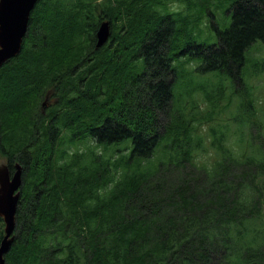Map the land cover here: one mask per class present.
<instances>
[{
	"label": "trees",
	"instance_id": "16d2710c",
	"mask_svg": "<svg viewBox=\"0 0 264 264\" xmlns=\"http://www.w3.org/2000/svg\"><path fill=\"white\" fill-rule=\"evenodd\" d=\"M225 3L230 25L210 12L218 39L197 43ZM103 20L114 47H96ZM31 21L0 71V154L27 173L7 264H264V115L249 102L209 164L193 123L216 116L184 117L173 92L182 57L243 82L264 0H40Z\"/></svg>",
	"mask_w": 264,
	"mask_h": 264
},
{
	"label": "rangeland",
	"instance_id": "374dc122",
	"mask_svg": "<svg viewBox=\"0 0 264 264\" xmlns=\"http://www.w3.org/2000/svg\"><path fill=\"white\" fill-rule=\"evenodd\" d=\"M39 2L40 0H38L37 4ZM229 6V3H225L216 8L212 7V5L207 8L206 17L208 19L196 28L193 35L197 43H215L217 41V32L213 27L212 15L210 12L215 14L220 28L225 29L232 21L230 13L227 12ZM172 8L176 10H185V5L174 3ZM31 24L32 21L30 19L29 27H31ZM29 32L30 28H28V32L24 37L23 44L29 36ZM115 34L116 28L111 25V40L106 46H115L112 40V36ZM246 56L243 82L240 83L232 81V78L224 72L198 71V63L196 61H187L186 57H182L181 60L176 62L179 76L173 85V92L180 104L182 102L181 112L183 116L190 118L191 114L195 113L202 119V117H210L209 115L211 112H214V117L216 116L215 119H206L207 121L199 125L198 122L193 123V125H196V128H198V135L203 138V147L197 149L196 153L198 154V158L209 162V164L216 159L214 156L217 154V150L212 143L214 141V136L221 138V140L226 139L225 143L228 144L239 136L240 131L245 129L246 132L247 119L245 115L250 112L247 106L249 102L252 103L255 109L259 110L260 114L264 115V43L261 41L254 42L247 50ZM7 63L8 61L0 68V71ZM73 75L75 74L71 76ZM70 84L75 86L76 83L73 82ZM78 84H80V82ZM50 90L51 95L49 94L47 98L40 100L41 108H39V110L42 111L43 105L44 113L61 112L64 101L59 97V92H55L56 88L54 86ZM206 92L214 94V98L209 100L208 96L205 97ZM67 94H69V96H76L78 95V90L70 89L66 92V95ZM193 104L195 105L194 109L191 107ZM17 161L18 160L15 162ZM7 164H10L9 160L0 154V166L3 167ZM25 175H27L26 170H24L23 173L24 183H22L21 191L25 187ZM0 229L1 236L4 230L3 222H0Z\"/></svg>",
	"mask_w": 264,
	"mask_h": 264
},
{
	"label": "water",
	"instance_id": "95a60500",
	"mask_svg": "<svg viewBox=\"0 0 264 264\" xmlns=\"http://www.w3.org/2000/svg\"><path fill=\"white\" fill-rule=\"evenodd\" d=\"M38 0H0V68L23 48V40L30 24L31 13ZM111 36L110 21H103L97 30V48L106 44ZM22 167L10 177L7 165L0 166V217L3 218L4 236L0 240V264H7L6 255L15 239L17 211L21 199Z\"/></svg>",
	"mask_w": 264,
	"mask_h": 264
},
{
	"label": "flooded vegetation",
	"instance_id": "af4514ba",
	"mask_svg": "<svg viewBox=\"0 0 264 264\" xmlns=\"http://www.w3.org/2000/svg\"><path fill=\"white\" fill-rule=\"evenodd\" d=\"M17 163L21 164V167H22V179H23V183H24V178H23V173H24V170H25V163L24 162L17 161V162H14L13 164H7L8 165V169H9V173H10V177L12 178L14 173H15V171L17 170ZM20 201H21V199H20ZM1 219L3 220V218H1ZM2 222L4 223V221H2ZM0 233H1V229H0ZM3 236H4V230H3V234L0 236V240L2 239Z\"/></svg>",
	"mask_w": 264,
	"mask_h": 264
}]
</instances>
